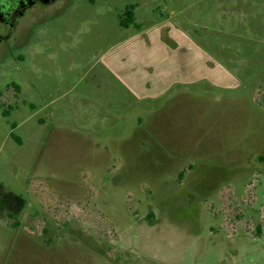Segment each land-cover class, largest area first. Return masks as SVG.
I'll return each instance as SVG.
<instances>
[{
    "label": "rangeland",
    "instance_id": "rangeland-1",
    "mask_svg": "<svg viewBox=\"0 0 264 264\" xmlns=\"http://www.w3.org/2000/svg\"><path fill=\"white\" fill-rule=\"evenodd\" d=\"M129 4L159 55L155 98L124 113L102 64ZM7 191L24 205H0V264H264V231L233 218L264 217V0L28 8L0 39Z\"/></svg>",
    "mask_w": 264,
    "mask_h": 264
},
{
    "label": "crops",
    "instance_id": "crops-1",
    "mask_svg": "<svg viewBox=\"0 0 264 264\" xmlns=\"http://www.w3.org/2000/svg\"><path fill=\"white\" fill-rule=\"evenodd\" d=\"M138 7V4H134L133 19ZM122 27L126 31L132 29L134 33L111 46L110 50L106 52L109 57L102 64L106 76L109 78V92L118 95L119 99L112 103H104V105L114 109L122 107V110H125L124 113H127L131 105L142 101L144 97L155 98V94L151 91L154 81L152 79L153 64L156 56L159 55L157 43L159 34L157 35L156 31H146V33L140 21H134V23ZM149 28H153V26ZM180 55H185V52L180 51ZM118 60L119 65H117ZM112 80L115 83L113 91L110 87ZM140 120L141 117L138 116L137 121Z\"/></svg>",
    "mask_w": 264,
    "mask_h": 264
},
{
    "label": "flooded vegetation",
    "instance_id": "flooded-vegetation-1",
    "mask_svg": "<svg viewBox=\"0 0 264 264\" xmlns=\"http://www.w3.org/2000/svg\"><path fill=\"white\" fill-rule=\"evenodd\" d=\"M53 0H0V39L4 36H10L19 25V19L23 16L28 8L34 7L37 4L50 3ZM10 33V34H8ZM263 202V201H262ZM244 205V203H240ZM261 205L254 210L245 213L240 209V214L233 218L237 223H247L256 221V236L259 237L264 231V217L260 214Z\"/></svg>",
    "mask_w": 264,
    "mask_h": 264
},
{
    "label": "trees",
    "instance_id": "trees-1",
    "mask_svg": "<svg viewBox=\"0 0 264 264\" xmlns=\"http://www.w3.org/2000/svg\"><path fill=\"white\" fill-rule=\"evenodd\" d=\"M133 9H134V4H129L125 7L122 13V17L119 19V24L121 26H128L129 24L134 23ZM13 89L19 91V86L13 85ZM3 114L7 115V111H3ZM12 127H14V125H12ZM11 136L15 140L19 141V138L14 136L12 133ZM182 175L183 173L180 172L179 177H182ZM0 205L7 212L8 217L12 218L14 217V215L18 214L21 211L24 205V200L20 195L7 191L1 195ZM16 225H17V221H14L12 223V226H16Z\"/></svg>",
    "mask_w": 264,
    "mask_h": 264
}]
</instances>
